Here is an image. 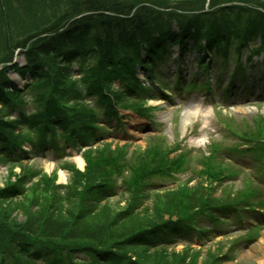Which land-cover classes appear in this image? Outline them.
Returning a JSON list of instances; mask_svg holds the SVG:
<instances>
[{"label":"trees","instance_id":"trees-1","mask_svg":"<svg viewBox=\"0 0 264 264\" xmlns=\"http://www.w3.org/2000/svg\"><path fill=\"white\" fill-rule=\"evenodd\" d=\"M232 1L249 5L183 15L175 10L201 9L204 0L193 9L186 3L172 6L169 0H31L29 8L22 4L15 12L27 31L14 37L4 24L0 34V45L6 47L0 58L5 64L0 68V160L13 163L22 145L39 148L55 143L58 136L87 141L100 129L99 107L106 118L116 116L117 107L138 110L112 90L113 83L130 79L134 66L154 62L169 41L192 39L204 51L226 56L230 51L239 55L259 38L260 46L251 54L264 53V12L258 9L264 10V0ZM0 6L6 5L0 1ZM169 6L173 9L167 11ZM6 7L10 13L11 6ZM173 22L178 34L169 36L166 25ZM18 48L24 49L25 65H6ZM241 66L237 60L235 72L243 73ZM9 70L29 72L34 78L27 90L28 96L35 95L33 112L21 109L22 90L8 78ZM12 111L15 119H9ZM256 133L263 144L264 127ZM159 142L135 151L129 163L122 149L110 144L90 149L83 154L84 172L64 166L70 179L63 187L54 183L55 175L32 182L37 172L30 168L11 172L15 180L0 188V264H196L197 252L169 248L212 205L210 183L218 174L203 161L201 173L208 183L203 179L204 186L183 185L156 195L138 210L144 177L172 170L177 163L168 159V148ZM118 176L125 186L122 207L108 202L111 182ZM99 195L107 203L99 206L87 198Z\"/></svg>","mask_w":264,"mask_h":264},{"label":"rangeland","instance_id":"rangeland-1","mask_svg":"<svg viewBox=\"0 0 264 264\" xmlns=\"http://www.w3.org/2000/svg\"><path fill=\"white\" fill-rule=\"evenodd\" d=\"M1 4L7 3L11 6V12L8 13L9 7L0 6V34L2 28L4 29V24L8 27L12 33L17 37L19 32L21 33L24 29L23 23H18L17 18H21V15L17 16L15 9L21 8L22 4L27 5L29 8V3L31 0H0ZM44 2H50L51 0H42ZM124 1V0H122ZM141 1L143 0H134ZM181 1V2H179ZM198 0H169L170 4L175 7L190 4L196 5ZM227 1V0H225ZM238 2L227 1V6H236ZM217 4V3H214ZM218 4H220L218 2ZM217 4V5H218ZM211 5H213L211 3ZM190 8L189 6H187ZM196 7V8H197ZM188 13V12H187ZM185 13V14H187ZM20 20V19H19ZM13 27H16L12 29ZM5 32V31H4ZM260 41L256 40L255 45L259 44ZM253 48V47H251ZM23 50L18 48L14 50L12 57L17 64L23 63ZM173 52H170L169 58L166 62H163L157 69L159 74H161V83L165 84L166 88L163 89L165 99L160 94H157L154 90L151 91L150 95L143 96L145 99V106L151 109V116L154 124H150L147 120L143 118H138L131 112H122L124 118L122 122L115 123L112 121L110 124L107 123V127L102 129L104 132L99 133L100 137L105 138L110 147L121 148L126 145L131 151L128 157L133 160L132 155L135 151L140 148L143 149L145 144H152L148 139L154 134H162L165 138V145L168 147L177 146L174 149V154H178L180 151H184L187 155L193 157L194 154L199 151L207 154L208 147L207 144L213 141L218 142L223 146L235 145L237 139L234 138L229 130L236 131H248L254 133L255 128L258 129L260 125H264L260 122H264V64L260 71L259 62H261V57H254L252 64H257L256 70L253 69L251 73L247 74L246 82L244 86H235L233 92L229 93L227 99L223 96V90L230 79V71L232 66L228 68L223 67L221 63L216 62L215 56L206 54L204 56V61H208V70L206 72L202 71L198 67L199 56L203 55L202 50L198 49H185L183 53H178L177 46L173 47ZM233 51H230L232 54ZM6 53V47L0 45V58ZM15 54V56H14ZM248 50L244 49L241 52V60L244 61L248 56ZM232 61L236 60V55H231ZM212 63V64H211ZM211 64V66H210ZM230 64V63H229ZM228 64V65H229ZM225 65V66H228ZM228 70V71H226ZM208 75L211 81V92H205L198 89L187 90L185 86L192 77H196L198 82L203 80V74ZM219 73H222L219 75ZM234 73H236L234 71ZM16 81V76L13 73H8ZM138 78L141 82L147 86L145 82V74L142 71L137 72ZM220 77V80L218 77ZM70 79L78 78V76L69 77ZM29 79L26 77L24 80L19 79L18 84L24 85ZM179 82L183 87L173 89V84ZM192 82V81H191ZM222 85L221 89L217 88V85ZM151 86V83H150ZM117 88V82L114 84ZM198 87V86H196ZM203 91V92H202ZM177 92V93H176ZM28 98V97H27ZM27 99L26 103L30 106L29 110L34 109V104H36L35 95ZM32 106V108H31ZM102 126H104L102 124ZM59 137V136H58ZM148 140V142H147ZM59 141V142H58ZM57 144L60 145L57 148H61L60 151L56 150L51 146H46L44 149H36L34 153H31L25 161L22 162L23 165H16L14 162H3L0 160V188H2L5 183L9 180L14 181L15 175L21 172L22 169L28 170L29 168L37 172V175L32 182H36L41 178L45 179L47 177L54 176L57 174L58 184H66L69 179L70 174L64 170L60 169L64 162L73 163L77 166L75 162V157H79L81 160L80 152L85 148L77 147L76 144H72L69 141L65 142L59 137ZM95 146L102 147L104 144L101 141L99 143H93ZM30 147H26L29 150ZM224 156L229 157L230 155L224 153ZM77 154V156H76ZM61 158V159H58ZM83 161V160H82ZM231 166L233 170L238 171V173L226 181L223 186L226 188H218L214 196L221 200H227L231 198L230 196L238 195L237 191L247 192L248 187L245 180L253 176L255 171L254 163H251V158L249 154H243V156L236 157L235 159L224 160L221 162ZM21 166V167H20ZM201 166L197 164L195 157H193L189 163V166L185 168L182 172H177L173 174V178H157L156 188H171L175 187V183L180 185L186 183L188 180H192L190 184H194L198 179L195 174L196 170H199ZM60 171L64 175V179L60 181L59 173ZM13 172V174H11ZM264 179V175L261 177ZM56 180V179H55ZM263 182L264 180L260 181ZM29 185V183L27 182ZM215 186V185H213ZM259 195L251 197V201L257 200L261 197L264 201V188L262 185ZM226 189V190H225ZM222 193V191H224ZM168 192V191H167ZM253 193V192H252ZM261 193V194H260ZM236 198V197H234ZM111 204H119L122 207V202L120 197L111 199ZM148 214V211L146 212ZM245 220H243L244 222ZM242 221H236L235 217H228L226 222L221 221L220 225H216L213 231H210L207 236L200 234L197 236L193 233H188L187 238H192V243L190 245L191 249L185 248L183 245H175L170 247L169 250L174 252H181L186 249L188 252L198 251L197 263L196 264H211L212 259L218 256L215 264H264V220H261L259 226L256 228L250 227L247 223ZM210 224V223H209ZM201 226H205V223H201ZM250 227V228H249ZM200 239V240H199ZM252 239V240H251ZM184 247V248H182ZM82 258V255H78Z\"/></svg>","mask_w":264,"mask_h":264},{"label":"bare ground","instance_id":"bare-ground-1","mask_svg":"<svg viewBox=\"0 0 264 264\" xmlns=\"http://www.w3.org/2000/svg\"><path fill=\"white\" fill-rule=\"evenodd\" d=\"M74 160H75V162L77 164V167L82 169L83 165H84L83 161L79 157H75ZM59 179H60V181H62L64 179V175H63V173L61 171L59 173Z\"/></svg>","mask_w":264,"mask_h":264}]
</instances>
